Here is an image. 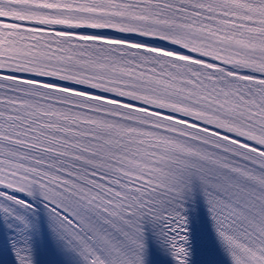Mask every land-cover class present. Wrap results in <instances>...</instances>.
Here are the masks:
<instances>
[{"label": "snow or ice", "instance_id": "6c2138e0", "mask_svg": "<svg viewBox=\"0 0 264 264\" xmlns=\"http://www.w3.org/2000/svg\"><path fill=\"white\" fill-rule=\"evenodd\" d=\"M0 264H264V0H0Z\"/></svg>", "mask_w": 264, "mask_h": 264}]
</instances>
